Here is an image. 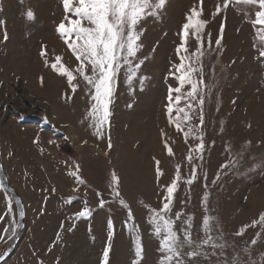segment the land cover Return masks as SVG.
<instances>
[{"label": "rangeland", "instance_id": "obj_1", "mask_svg": "<svg viewBox=\"0 0 264 264\" xmlns=\"http://www.w3.org/2000/svg\"><path fill=\"white\" fill-rule=\"evenodd\" d=\"M217 4L223 0L202 5L205 48L208 33L212 41L203 58L211 91L203 88L202 127L199 109L191 113V125L203 133L204 150L194 152L189 162V149L200 141L189 137L185 142L183 132L169 123L168 90L177 87L172 73L180 63L176 48L182 25L194 5L200 8L199 0H166L139 23L142 47L132 62L143 63L130 82L126 68L118 73L111 115L100 135L87 116L92 101L82 77L74 72L78 87L73 93L66 76L51 68L58 55L70 70L78 64L56 31L65 15L62 0H0V161L26 215L20 243L3 264H101L109 219L114 234L108 264H132L137 235L143 247L140 264H158L162 254L149 208L162 207L176 165L181 179L169 215L182 214L175 220L181 235L191 217L194 243L182 252L199 253L183 256L185 264H264L259 221L264 213V58H257L254 31L244 15L247 11L254 18V12L230 5L213 16ZM28 10L34 19L27 18ZM187 47L195 50L194 36ZM157 166L163 173L159 178ZM193 167L196 178L188 185ZM112 173L119 178V197L112 194ZM85 206L91 215L78 217ZM206 215L212 243L223 247L201 245ZM18 221L15 198L0 187V258L17 234Z\"/></svg>", "mask_w": 264, "mask_h": 264}, {"label": "snow or ice", "instance_id": "obj_2", "mask_svg": "<svg viewBox=\"0 0 264 264\" xmlns=\"http://www.w3.org/2000/svg\"><path fill=\"white\" fill-rule=\"evenodd\" d=\"M23 2V0H21ZM166 0H62L64 8V18L57 26V33L60 35L64 44L71 51L75 60L78 62L74 70H70L63 63L62 57L56 56L51 68L62 76H66L67 83L73 93L78 85L73 81L77 78L74 72L78 74L88 87L90 100L92 101L87 116L93 121L96 134H101V129L108 123L111 115L109 105L112 102L114 94V83L118 73L122 68H126V79L131 81L136 71L141 67L143 61L133 65L132 58L136 57L137 52L142 47L138 41L142 30L138 31L139 23L149 15H153V10L162 8ZM200 8L195 5L186 15V22L182 25L181 43L176 48L179 64H174L172 75L177 81V87H169L168 90V119L170 124H175L177 131H182L185 142L189 137L200 142L194 148H190L187 160H193V153H202L204 150L203 133L197 126L191 125L193 111H198L199 127L204 124L203 105L205 102L203 88L211 86L205 84L203 58L211 49V33H208L207 48H205L203 29L207 21L201 19L203 14V0H199ZM230 5L237 7L247 6L254 12L252 14L245 11L244 15L248 17L247 22L252 25L254 31L253 47L258 52L257 58H264V0H223V4H217L213 16L221 11V8L227 9ZM26 16L29 20L34 19V13L28 10ZM224 31V24L220 26V37L215 40L217 49L220 48L221 38ZM194 36L196 48L189 52L187 43L189 36ZM7 39V35L4 36ZM183 50V55L181 51ZM41 56H46V51H41ZM48 60L45 59L46 66ZM189 86L183 91L185 86ZM175 93V96H173ZM183 100L184 106L181 107ZM176 116L173 119L174 111ZM185 122H188L187 130L184 131ZM51 143V141H50ZM110 146V143H109ZM167 147V145H166ZM168 155H173L171 148H168ZM202 158V156H201ZM159 165V161H157ZM157 178L163 175L160 168L156 169ZM75 175V173H73ZM196 178V169L193 167L191 176L186 180L191 185ZM180 165H176V171L170 185L166 186V195L163 197L162 207L160 209L149 208V223L153 225L154 235L159 240L158 251L162 254L158 264H185L183 256L195 257L199 253L195 250L184 253L182 249L185 245L191 247L194 241L191 237L190 228L192 226L191 217L185 223L187 227L182 229V235L175 228V220H179L181 213H175V219L169 215L172 211L173 193L177 189L180 181ZM111 182L113 185L112 194L119 197L120 193L116 187L119 184V178L112 173ZM0 187H3L0 184ZM99 195V194H98ZM207 198L205 197V200ZM68 202H71L69 198ZM105 201L100 200V206H104ZM122 207L128 208V205L121 199L119 201ZM9 210L11 202H7ZM21 215L23 213L21 212ZM78 217H88L90 210L85 208L76 214ZM129 218L131 219V210L129 209ZM211 217L204 216L202 220L205 237L201 240V245L212 243ZM259 221L264 224V213L259 217ZM256 221H253V225ZM108 245L103 250V259L101 264H108L111 239L114 234L113 223L109 219L108 225ZM243 234V230L237 233ZM255 244L256 240H252ZM135 259L132 264H140L142 260L143 247L140 237L137 235L134 240ZM200 245H197L199 247ZM212 247H223L212 243Z\"/></svg>", "mask_w": 264, "mask_h": 264}, {"label": "water", "instance_id": "obj_3", "mask_svg": "<svg viewBox=\"0 0 264 264\" xmlns=\"http://www.w3.org/2000/svg\"><path fill=\"white\" fill-rule=\"evenodd\" d=\"M0 178H1V182L3 187L6 189L7 192H9L16 200L18 208H19V227H18V231L17 234L14 238V240L11 242V244L9 245L8 249L5 252V255L2 256L0 258V264H3L10 256L11 252L18 246L19 244V236L22 233V231L25 228L24 225V219H25V212H24V206L22 204L21 199L16 196L14 190L12 187L9 186L8 184V179L6 177V175L4 174L3 168H2V163L0 161ZM21 212L23 213V215H21Z\"/></svg>", "mask_w": 264, "mask_h": 264}, {"label": "bare ground", "instance_id": "obj_4", "mask_svg": "<svg viewBox=\"0 0 264 264\" xmlns=\"http://www.w3.org/2000/svg\"><path fill=\"white\" fill-rule=\"evenodd\" d=\"M230 42V41H229ZM9 56V55H8ZM27 61V60H26Z\"/></svg>", "mask_w": 264, "mask_h": 264}]
</instances>
